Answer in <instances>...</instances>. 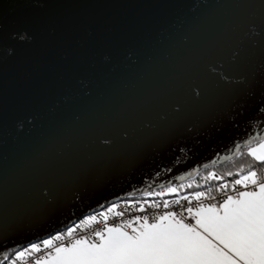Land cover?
<instances>
[{
	"label": "snow or ice",
	"instance_id": "snow-or-ice-1",
	"mask_svg": "<svg viewBox=\"0 0 264 264\" xmlns=\"http://www.w3.org/2000/svg\"><path fill=\"white\" fill-rule=\"evenodd\" d=\"M203 2L195 0L189 11L195 12ZM55 6L53 0H23L13 5L29 10L22 19L10 21L0 13V66L24 49L44 54L21 81V93L44 92L56 82L69 86L62 97L65 104L75 96L91 98L99 70L115 67L116 55L110 49L123 47L127 66L140 63L139 51L124 46L133 24L62 15L52 11ZM229 6L241 10L233 36L186 80L182 96L168 101V111L159 116L164 122L161 130L147 134L127 164L135 169L147 150L155 152L167 144L180 130L176 118L188 105L204 102L209 83L225 90L228 100L212 112V128L218 132L227 122L242 133L225 146L227 154L199 167L191 166L195 161L188 156L189 163L181 167L190 170L183 174L162 168L144 180L143 187L133 184L124 197L105 198L99 211L72 213L76 220L68 223L58 215L66 199L59 186L51 176L36 174L38 215L27 225L20 221L0 226V264H264V0H235ZM11 104L7 88L0 85V118ZM15 112L12 124L17 133L35 126L36 117L25 105L17 102ZM248 112L252 114L241 129L239 118ZM72 119L79 122L80 112ZM185 127L192 132L196 125ZM156 128L151 121L143 123V129ZM129 138L127 129L98 122L89 128L86 147L102 154ZM181 160L177 157L173 164ZM220 162H232L234 170H212ZM91 173L90 167L78 173L69 190L76 201L88 191ZM36 223L46 226L43 236L8 246L19 230Z\"/></svg>",
	"mask_w": 264,
	"mask_h": 264
},
{
	"label": "water",
	"instance_id": "water-1",
	"mask_svg": "<svg viewBox=\"0 0 264 264\" xmlns=\"http://www.w3.org/2000/svg\"><path fill=\"white\" fill-rule=\"evenodd\" d=\"M22 2L0 0V13L10 21L22 19L29 10L13 7ZM194 2L53 0L56 6L52 11L58 14L133 24L134 28L124 37V46L139 51L140 63L127 66L122 57L124 48L110 49L116 55L115 67L99 70L93 97L75 96L67 104L62 100L68 93L67 83L54 82L49 90L40 93H21L20 84L30 66L44 55L37 49H24L16 59L0 66V85L7 88L13 101L7 114L0 118V226H15L20 221L27 225L36 218L39 211L33 184L36 174L51 176L59 186L66 199L58 215L68 223L76 220L72 213L80 215L100 209L105 198L111 201L115 195L124 197L132 191L133 184L143 187V181L150 180L162 168L173 167L179 169L174 174H183L190 170L181 167L189 163L188 156H193L195 161L191 166L199 167L227 154L225 146H230L231 139L242 133L227 122L218 132L212 128V112L228 100L225 90L209 83L204 102L188 105L176 118L180 130L170 135L167 144L155 152L147 150L135 169L127 164L137 144L147 134L161 130L164 122L159 116L168 111V101L182 96L186 80L233 36V26L241 14L240 9L229 6L235 0H204L199 9L191 12L189 7ZM17 102L36 117L34 127H26L19 133L12 124ZM75 112L81 114L79 122L72 119ZM251 114L239 118L241 129ZM145 121H151L157 128L143 129ZM98 122L118 130L127 129L128 142L102 154L86 147L89 128ZM193 125H196L194 130L188 132L185 126ZM180 148L184 149L183 153ZM177 157L183 160L173 164ZM84 167L92 169L88 191L82 194V200L76 201L69 190ZM45 228L39 223L23 227L8 241V246L26 244V240L43 236Z\"/></svg>",
	"mask_w": 264,
	"mask_h": 264
},
{
	"label": "trees",
	"instance_id": "trees-1",
	"mask_svg": "<svg viewBox=\"0 0 264 264\" xmlns=\"http://www.w3.org/2000/svg\"><path fill=\"white\" fill-rule=\"evenodd\" d=\"M227 169H232V170H234L233 169V165H232V162H224V163H222V164H220V165H217L214 169H212V170H214V171H218V172H223V171H225V170H227Z\"/></svg>",
	"mask_w": 264,
	"mask_h": 264
},
{
	"label": "built area",
	"instance_id": "built-area-1",
	"mask_svg": "<svg viewBox=\"0 0 264 264\" xmlns=\"http://www.w3.org/2000/svg\"><path fill=\"white\" fill-rule=\"evenodd\" d=\"M99 210H101V209H96V211H99ZM78 222V221H77Z\"/></svg>",
	"mask_w": 264,
	"mask_h": 264
}]
</instances>
